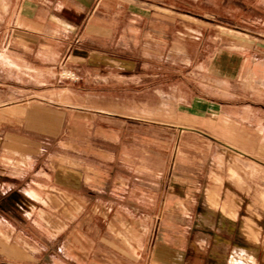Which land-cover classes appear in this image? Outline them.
Here are the masks:
<instances>
[{
	"label": "crops",
	"instance_id": "crops-1",
	"mask_svg": "<svg viewBox=\"0 0 264 264\" xmlns=\"http://www.w3.org/2000/svg\"><path fill=\"white\" fill-rule=\"evenodd\" d=\"M1 2L7 8L0 14V85L6 86L0 89V264H229L234 257L264 264L256 248L249 251L243 237L234 238L240 205L232 220L212 208L211 171L179 172L167 182L163 157L130 151L147 139L143 129H167L178 142L180 133L200 131L178 125L182 117L198 125L220 116L264 134V0ZM215 42L226 54L223 68L237 69V80H244L243 70L252 74V105L180 96L175 71L179 75L181 55L197 69L186 58L187 47L210 52ZM62 65L82 78L76 103L69 89L53 87ZM217 80L230 99L231 77ZM166 100L172 101L170 113ZM166 116L176 124L152 125L150 118ZM86 149L98 150L99 157H87ZM6 150L12 159L3 157ZM220 185L219 202L225 195ZM54 192L76 198L75 212L62 207L58 222L42 227L26 206L28 226L22 227L19 198L41 200L42 193ZM166 197L186 202L184 213L166 210ZM5 198H12L7 208ZM227 224L231 232L218 245L225 253L214 256V232L220 237ZM236 248L251 256H226Z\"/></svg>",
	"mask_w": 264,
	"mask_h": 264
},
{
	"label": "rangeland",
	"instance_id": "rangeland-1",
	"mask_svg": "<svg viewBox=\"0 0 264 264\" xmlns=\"http://www.w3.org/2000/svg\"><path fill=\"white\" fill-rule=\"evenodd\" d=\"M6 8L7 7L3 8V4L0 0V14H2ZM12 9L13 5L10 7V12ZM181 9L188 10L186 7H182ZM197 12L199 13L200 10ZM196 24L205 28V26L201 25L200 22H197ZM216 30L219 31L220 29ZM220 32L226 31L221 30ZM229 34L235 33L229 32ZM221 44L222 43L217 44V42H215L210 52H206L208 47L204 48V46L202 47L201 52H199V46H196V48L193 46L187 47L186 58L187 56L191 57V65L197 64L198 68L195 69L191 66H186V59L183 58V55H181V68L179 70V75H176L175 71V79L177 82L180 81L178 86L180 96L183 100L187 101H191L192 98H197L198 100L210 99L218 105H221V103H229L232 106L243 105V103L246 104V106L252 105L250 101L252 98L248 97L249 94L254 92L252 89L256 88L253 84L254 78L252 74L248 70H243L244 80H237V69L223 68L220 64L226 60V54L221 55L218 51ZM216 48H218L217 51ZM212 57L214 67L211 69L209 63ZM232 60L235 65V61L239 60L237 58V53H233ZM201 62L202 66H199ZM66 72H69L68 78H65ZM55 73L59 85H54L53 87L69 89L73 94L70 95L69 99L73 103H76V92L78 89L82 88L81 76L74 68L63 65L61 68L57 69ZM71 73H74V77H71ZM227 75L231 77L230 99H227L226 96L223 97L221 93L223 91V87L217 84V79ZM23 87L24 86H22V88ZM3 88H6V86L0 85V89ZM39 89L40 86H38V90ZM165 89L167 94H171V83L166 82ZM24 93L25 92H22V95ZM244 95H246V99H243L242 96ZM23 96L25 97V95ZM60 101L61 100L58 102ZM166 104V111L167 113H170L172 109V101L166 100ZM52 106L55 107V103H53ZM53 110L56 111L55 109ZM76 113L77 112H74L73 114ZM218 118L221 117L218 116ZM218 118L205 119L204 121L206 123L203 121L198 125H193L188 122V119L182 117L180 122H176L178 125L182 127L194 128L200 131L198 133H180V142H178L177 137L174 138L172 132L167 129H149L148 132L143 129L142 136L146 135L147 139L141 138L140 140L142 143L138 142L136 143L137 145L134 143L136 148H133L130 151L138 157H140V153L144 156L145 152H148L149 156L163 157L166 160L165 176L167 182L172 179L174 175L179 174V172L190 173L193 175L200 171L202 173L211 171L213 185L208 189L207 194L209 195V202L211 203L212 208L214 210L219 208L224 219L232 220L235 217L237 205H240L241 212L239 213L236 221L238 228H235L233 231L234 238L238 235L243 237L245 241L240 239V242L244 243V247H246V249L252 251L253 248H256L260 256H264V134L254 132L251 126H241V123L238 125L237 122L222 121L218 120ZM72 119L76 118L66 117L65 121L69 120L70 123ZM175 119L177 118L173 119L168 116L165 118H150V120L154 122L152 125L157 127L162 126L164 128L172 127V124L175 123ZM80 123H82V120H74V124ZM207 126L210 130L212 129L214 131L206 133L204 128H207ZM208 136L209 139H207ZM146 147L148 148L146 149ZM50 151V153H52V151L53 153H59V150ZM6 152L9 156L4 154L3 157L12 159V153L9 152V150H6ZM32 152L34 151L32 150ZM85 152L86 156L91 159L99 157V154L97 153L98 150L86 149ZM22 158L23 161L26 160L24 156H22ZM220 184L223 185V192L225 194H223L224 196L221 202H219L218 199L221 189L220 187H222ZM43 194L44 193L40 196L37 195L41 200L25 196H21L19 198L21 200L20 205L22 208L20 216L22 227L28 226L27 219L25 218V211L29 213L30 211L26 208V206L31 207V210L34 211L31 219L37 221L39 225L44 227L45 222H48L49 224L52 221L54 223L58 222L56 217L59 216L62 207L68 206L75 212L77 205L80 204L76 198L62 195L60 192L48 193L46 196ZM51 196L52 202H49L48 198ZM11 200L12 198H5L2 202L3 206L6 208L11 206ZM29 203L34 206H31ZM185 204L186 202L183 200H172L171 198L166 197L164 208L166 210H170L171 212H174L175 210L176 213L179 212L182 214L184 213L183 205ZM40 212H43L46 215ZM69 215L71 216V214ZM74 215L75 213H72V216ZM219 216H221L220 213H217V219H219ZM214 217L215 213L213 215V219ZM208 220H211V218H208ZM21 231L25 233L24 230ZM154 232H157V227ZM230 232V224H227L224 229H221L220 237H218L214 232V241H212L209 247V249L212 248L214 256H223L225 252L224 250H220L219 252L218 245L220 241L224 242V238L229 235ZM240 232H243V235ZM5 233L6 234H4V236L8 237L7 235L9 234L7 232ZM237 254L238 253L228 252L226 256H251L250 253H247L246 255ZM230 261L231 262L229 264H251V262H242L241 260L238 261L237 258H231Z\"/></svg>",
	"mask_w": 264,
	"mask_h": 264
},
{
	"label": "bare ground",
	"instance_id": "bare-ground-1",
	"mask_svg": "<svg viewBox=\"0 0 264 264\" xmlns=\"http://www.w3.org/2000/svg\"><path fill=\"white\" fill-rule=\"evenodd\" d=\"M225 249V248H224ZM238 254H240V255H246L247 253H246V251H244V250H242V249H238V248H236V250H235ZM220 252V251H219ZM237 254V255H238ZM234 259H235V257H234ZM237 260L238 261H240V259H238L237 258ZM244 262V261H243Z\"/></svg>",
	"mask_w": 264,
	"mask_h": 264
},
{
	"label": "built area",
	"instance_id": "built-area-1",
	"mask_svg": "<svg viewBox=\"0 0 264 264\" xmlns=\"http://www.w3.org/2000/svg\"><path fill=\"white\" fill-rule=\"evenodd\" d=\"M71 74H72L71 77H74V73H71ZM68 76H69V72H66V73H65V78H68Z\"/></svg>",
	"mask_w": 264,
	"mask_h": 264
}]
</instances>
